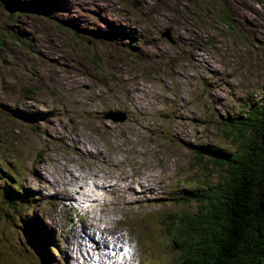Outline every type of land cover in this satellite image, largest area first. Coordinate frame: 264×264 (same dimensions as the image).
<instances>
[{
    "label": "rangeland",
    "instance_id": "rangeland-1",
    "mask_svg": "<svg viewBox=\"0 0 264 264\" xmlns=\"http://www.w3.org/2000/svg\"><path fill=\"white\" fill-rule=\"evenodd\" d=\"M21 1L0 3V187L16 176L35 193L44 241L57 245L46 247L52 264L159 263L161 210L194 213L181 194L220 182L188 146L233 152L219 117L264 96V4L30 0L40 9L20 13ZM168 28L173 44L161 36ZM65 186L73 198H58ZM84 223L92 256L73 254L85 249ZM15 228L21 246L0 264L37 259ZM102 239L110 255L98 253Z\"/></svg>",
    "mask_w": 264,
    "mask_h": 264
},
{
    "label": "trees",
    "instance_id": "trees-1",
    "mask_svg": "<svg viewBox=\"0 0 264 264\" xmlns=\"http://www.w3.org/2000/svg\"><path fill=\"white\" fill-rule=\"evenodd\" d=\"M256 1L264 4V0ZM14 5L20 13L40 9L30 0ZM223 11L221 19L228 22L229 15ZM218 123L234 150L227 152L209 143L188 146L193 156L210 160L219 168L220 182L207 187L208 191L186 186L178 202H192L194 213L161 210L157 223L167 247H163L166 255L159 263L264 264V96L235 115L220 116ZM0 162V172L7 171L2 166L4 161ZM4 179L0 187V257L17 255L15 238L19 231L15 227H19L37 255L24 264H51L46 247L57 245L52 238L44 241L48 231L32 211L39 200L16 176ZM153 228L150 224L139 228L141 238L149 239ZM49 233L53 235L52 230ZM144 241L148 250L157 246L154 241ZM171 251L174 255L169 258Z\"/></svg>",
    "mask_w": 264,
    "mask_h": 264
},
{
    "label": "bare ground",
    "instance_id": "bare-ground-1",
    "mask_svg": "<svg viewBox=\"0 0 264 264\" xmlns=\"http://www.w3.org/2000/svg\"><path fill=\"white\" fill-rule=\"evenodd\" d=\"M126 178H128V176L127 175H125V176H123L122 177V180L123 179H126ZM118 187H120V189L122 190V188H123V185L121 184V183H119V184H116ZM71 193H74V192H72L71 191V189L68 187V186H65L64 187V189L63 190H60L59 192H57V194H58V198L59 199H62V198H73V197H71ZM74 199H75V197H74ZM90 211V206L88 205L87 207H86V212H89ZM84 218H85V214H83L82 216H81V219L82 220H84ZM93 219H95L94 218V216L92 217ZM88 228V224H86V223H84V226H83V229L81 230V232L82 233H85V235H83L82 233H80V238H81V241L84 243V246H85V249L84 250H81L80 248H74L73 249V254H81V255H83V256H92V254H94L95 252H90L89 251V249H91L92 248V246H91V241H92V237H91V233L89 232L88 234H86L87 232H85V230ZM104 232L105 231V229L104 228H100V232ZM82 237H87L85 240H83V238ZM107 244L106 243V241L104 240V239H102L100 242H99V246L101 247V251L100 252H98L99 254H103V255H110L109 253H107V252H105L104 250H102L103 248H104V245L103 244ZM65 253H66V250H65ZM69 256H71L72 257V254L71 255H69ZM52 264V263H51Z\"/></svg>",
    "mask_w": 264,
    "mask_h": 264
},
{
    "label": "water",
    "instance_id": "water-1",
    "mask_svg": "<svg viewBox=\"0 0 264 264\" xmlns=\"http://www.w3.org/2000/svg\"><path fill=\"white\" fill-rule=\"evenodd\" d=\"M161 36L162 37H165L171 44L174 43V39L172 38L171 36V32H170V29H166L164 32L161 33ZM104 118H108L105 114H104ZM125 120V117L119 119V121H123Z\"/></svg>",
    "mask_w": 264,
    "mask_h": 264
}]
</instances>
